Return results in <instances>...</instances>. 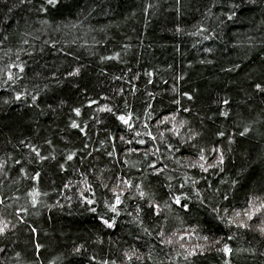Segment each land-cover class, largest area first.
<instances>
[{"label": "trees", "instance_id": "obj_1", "mask_svg": "<svg viewBox=\"0 0 264 264\" xmlns=\"http://www.w3.org/2000/svg\"><path fill=\"white\" fill-rule=\"evenodd\" d=\"M0 264H264V0H0Z\"/></svg>", "mask_w": 264, "mask_h": 264}, {"label": "snow or ice", "instance_id": "obj_2", "mask_svg": "<svg viewBox=\"0 0 264 264\" xmlns=\"http://www.w3.org/2000/svg\"><path fill=\"white\" fill-rule=\"evenodd\" d=\"M121 119L123 120L124 118H123V117H121ZM124 122H125V123H127V121H126V120H125ZM225 251H228V249H225Z\"/></svg>", "mask_w": 264, "mask_h": 264}]
</instances>
